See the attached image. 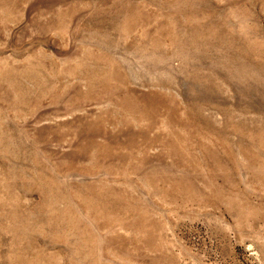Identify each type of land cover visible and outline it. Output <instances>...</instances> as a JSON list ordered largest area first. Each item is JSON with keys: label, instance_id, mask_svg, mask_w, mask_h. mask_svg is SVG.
<instances>
[{"label": "rangeland", "instance_id": "obj_1", "mask_svg": "<svg viewBox=\"0 0 264 264\" xmlns=\"http://www.w3.org/2000/svg\"><path fill=\"white\" fill-rule=\"evenodd\" d=\"M0 264H264V0H0Z\"/></svg>", "mask_w": 264, "mask_h": 264}]
</instances>
